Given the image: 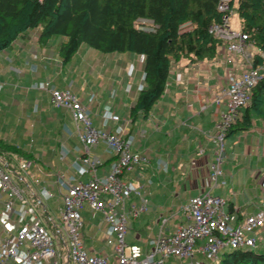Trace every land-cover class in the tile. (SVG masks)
<instances>
[{
	"label": "crops",
	"instance_id": "obj_1",
	"mask_svg": "<svg viewBox=\"0 0 264 264\" xmlns=\"http://www.w3.org/2000/svg\"><path fill=\"white\" fill-rule=\"evenodd\" d=\"M31 35L33 39L29 38ZM40 46L37 34L32 33L20 36L10 48L0 51V138L20 150L9 155L0 149V156H5L29 183L40 179L38 188L52 193L50 197L44 196L45 204L50 208L49 204L57 201V215L64 191L58 176L87 179L91 174L80 172L77 160L83 144L75 133L70 111L54 107L49 91L36 87V83L46 80L77 92L100 128L115 130L119 124L126 125L125 132L133 137L134 149L148 157V162L124 174L126 180L142 185L150 196V211L130 222L129 243L147 249L150 237L159 230L161 217L176 211L180 204L200 192L211 191L226 197L227 210L235 219L242 218L244 212L264 210V124L259 118L254 119L250 129L227 136L228 158L224 169L230 165V172L225 169L218 184L211 185L213 144L207 134L214 130L225 107L216 104L213 96L227 87V66L220 54L213 60L192 61L184 57L174 63L166 89L150 113L133 120L130 109L145 84L119 78L116 71L125 68L138 55L124 53L112 61L116 69L110 76L116 77L120 84H110L114 90L108 98L100 91L93 96L94 85L69 83L63 70L60 68L58 72L57 65L44 54L47 48ZM241 58L238 56L239 61ZM142 78L144 82L143 73ZM117 99L123 101L126 111L116 104ZM105 108L120 114L122 120H105L102 117ZM90 154L101 160L98 175L106 174L116 159L115 153L104 144L92 147ZM23 159L31 162L27 169L21 168ZM131 201L138 200L133 197ZM84 212L90 218L83 230L90 252L111 251L105 240L106 225L101 215H93L88 208ZM179 219L171 218L170 227ZM258 234L260 245L264 246V226Z\"/></svg>",
	"mask_w": 264,
	"mask_h": 264
},
{
	"label": "built area",
	"instance_id": "obj_2",
	"mask_svg": "<svg viewBox=\"0 0 264 264\" xmlns=\"http://www.w3.org/2000/svg\"><path fill=\"white\" fill-rule=\"evenodd\" d=\"M231 2L220 0L218 9L229 10ZM136 25L149 32L158 29L148 17H139ZM192 27V22L186 21L180 30ZM209 30L224 41L223 55L233 65L226 72L227 87L213 96L216 104L225 107L214 130L207 134L213 144L210 181L214 187L223 174L228 131L240 109L249 103L252 88L264 76V51L259 53L262 61L255 64L256 53L249 50L253 43L246 32L231 27L229 15L223 22L212 24ZM241 55L244 58L239 61ZM36 87L49 91L54 107L70 111L83 144L77 163L81 173L89 172L91 176L87 179L58 176L64 191L56 219L44 200V196L50 197L52 193L38 188L40 179L29 183L5 156H0V264H165L171 257L194 260L196 255L215 263L225 250L260 245L258 233L264 226V210L244 212L242 218L235 219L227 210V198L211 191L191 196L176 211L161 217L159 230L150 237L147 249L129 243L131 220L149 212L150 205L148 191L126 180L124 174L148 162V157L134 149L133 137L125 132L126 125L119 124L115 130L97 126L87 104L71 88L57 87L51 80L36 83ZM102 117L115 122L122 120L120 114L111 110ZM100 144L116 155L104 175L97 173L101 160L90 154L91 148ZM30 163L23 159L21 168L27 169ZM133 197L138 201H131ZM86 208L93 215H101L106 225L105 240L111 251L95 254L88 249L83 231ZM175 216L180 219L170 227V220Z\"/></svg>",
	"mask_w": 264,
	"mask_h": 264
},
{
	"label": "trees",
	"instance_id": "obj_3",
	"mask_svg": "<svg viewBox=\"0 0 264 264\" xmlns=\"http://www.w3.org/2000/svg\"><path fill=\"white\" fill-rule=\"evenodd\" d=\"M219 1L0 0V51L36 29L41 45L64 37L58 46L63 63L71 61L84 43L105 53L143 55L145 85L130 109L135 120L147 116L161 97L174 63L184 57L192 61L216 58L224 41L210 32V26L223 22L231 14V10L218 9ZM237 12L240 29L248 34L253 45L264 51V0H238ZM139 17L153 19L158 29L155 32L139 29L136 25ZM186 21H191L193 27L181 31L180 25ZM253 59L255 64L262 61L258 52ZM255 118L264 124V76L252 88L249 103L240 109L227 136L250 129ZM0 149L9 155L20 153L2 138ZM255 248L225 250L217 262L208 264H264V250Z\"/></svg>",
	"mask_w": 264,
	"mask_h": 264
},
{
	"label": "rangeland",
	"instance_id": "obj_4",
	"mask_svg": "<svg viewBox=\"0 0 264 264\" xmlns=\"http://www.w3.org/2000/svg\"><path fill=\"white\" fill-rule=\"evenodd\" d=\"M231 6L232 8L229 9L231 10V14L229 16L230 25L232 28L240 29L239 15L237 12L238 0H232ZM32 33H35L38 35V32L36 29L33 31L30 30L28 34H32ZM33 37H34L33 35L29 36V38L31 39H33ZM63 38H64L63 36H61L58 39L53 38L46 45H41L40 46L41 48H47L46 51L44 49V54H46V56L49 57L54 62V64L57 65L58 72L60 68L63 70L64 77L69 79L68 81L69 83L71 84H90L91 86L94 85V88L96 89H95V93H93V96L97 95V91H100L101 95L106 94V96L109 98L110 95H112L113 90H114L111 88L112 86H110V84H120L116 80V77L110 76L111 72H113L116 69V64L115 62L112 63V61L116 58L123 57L124 53H121V52L105 53V52L98 51L93 47H89L84 43L80 46V49L74 55L71 61L67 63H63L60 55L58 54V46H59V43L63 40ZM222 46L219 48L217 55L220 54L221 57L224 58L226 66H227L226 70H228L229 67H232L233 65L228 63L226 58L224 57ZM249 50L253 53H257V52L259 53L262 51L258 49L255 45L250 46ZM136 55H138L137 58H132L131 59L132 61L130 62V64H127V66L125 68L120 69V71L118 72L116 71V73H117V77L118 76L119 78L126 77V80L131 81V83L134 82L137 84H143L145 83V81L143 82V78H142L144 56L140 54H136ZM241 57L244 58L243 55H241ZM138 80H140L141 82H138ZM97 84L99 87L95 86ZM116 104L119 105L121 109H123L124 111L127 110L126 105L123 103L122 100H118ZM107 110H111V109H104L102 112V115ZM225 169H224V164H223V171ZM226 171L230 172V165H227ZM233 183H236V181H234ZM53 201L49 204L50 208L48 209L51 212H52V209L55 211V214L53 212V215L57 219L58 218L57 214L59 212V206H58L57 201L56 202L55 201L53 202ZM84 215H85V222H87L89 218V216H87V212H84ZM255 249L258 251H261V250H264V246L259 245ZM165 264H208V260L201 255L200 256L196 255L194 257V260H192L191 258L179 259L176 257H171L166 260Z\"/></svg>",
	"mask_w": 264,
	"mask_h": 264
},
{
	"label": "bare ground",
	"instance_id": "obj_5",
	"mask_svg": "<svg viewBox=\"0 0 264 264\" xmlns=\"http://www.w3.org/2000/svg\"><path fill=\"white\" fill-rule=\"evenodd\" d=\"M43 49V48H42ZM260 53V52H259ZM41 79V78H40ZM77 88V87H76ZM106 109V108H105ZM67 111H69V110H67ZM236 128V127H235ZM75 133H77V132H75ZM74 133V134H75ZM234 133V132H233ZM227 147V146H226ZM146 150H144V152H145ZM62 155V154H61ZM26 160V159H25ZM64 161V160H63ZM82 178V177H81ZM144 184V183H143ZM140 185V184H139ZM150 197V196H149ZM61 207V206H60ZM175 221V220H174Z\"/></svg>",
	"mask_w": 264,
	"mask_h": 264
}]
</instances>
